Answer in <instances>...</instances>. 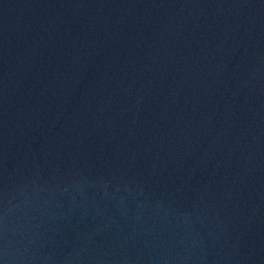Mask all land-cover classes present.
<instances>
[{"label": "water", "instance_id": "obj_1", "mask_svg": "<svg viewBox=\"0 0 264 264\" xmlns=\"http://www.w3.org/2000/svg\"><path fill=\"white\" fill-rule=\"evenodd\" d=\"M0 264H264V0H0Z\"/></svg>", "mask_w": 264, "mask_h": 264}]
</instances>
